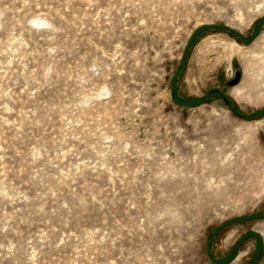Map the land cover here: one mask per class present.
<instances>
[{"label":"rangeland","instance_id":"1","mask_svg":"<svg viewBox=\"0 0 264 264\" xmlns=\"http://www.w3.org/2000/svg\"><path fill=\"white\" fill-rule=\"evenodd\" d=\"M264 0H0V264H213L212 231L264 210V115L173 103L193 32L248 38ZM186 101L264 109V23L202 33ZM264 218L212 242L228 256ZM246 239L228 264H250Z\"/></svg>","mask_w":264,"mask_h":264},{"label":"water","instance_id":"2","mask_svg":"<svg viewBox=\"0 0 264 264\" xmlns=\"http://www.w3.org/2000/svg\"><path fill=\"white\" fill-rule=\"evenodd\" d=\"M264 23V17H261L257 23H256V27L254 29V31L252 32L251 36L248 38L243 37L239 32L235 31L234 29H232L229 26L226 25H221V24H208V25H203L200 26L199 28H197L193 34L191 35V37L189 38L186 46H185V50L183 52L182 58L180 60V65L179 68L177 69V71L174 73V75L171 78L170 81V89H169V93H170V97L173 101V103H175L176 105L182 107V108H193L196 107L200 104H202L203 101L207 100L208 98L212 97V96H219L221 97L227 104L229 110L231 112H233L236 116L245 119V120H249V119H255L258 118L262 115H264V109L255 112L253 114H242L240 113L235 106L233 105V103L230 101V99L227 97V95L225 94L224 90H220V91H216L213 93H209L206 94L205 96H203L202 98H199L197 100H193V101H186L183 100L181 98L178 97L177 95V90H176V85H177V80L178 77L180 75V73L182 72V69L185 67L186 62H187V58L190 52V49L193 45V43L195 42V40L204 32L206 31H210V30H223L226 31L232 35H234L236 38H238L240 41H242L245 44H250L252 43L255 38L258 36L260 29L262 27ZM264 218V210L262 212H259L257 214H252V215H248V216H243L240 218H234L231 220H228L226 222H224L223 224L217 226L211 233L207 244H206V255L207 258L209 259L210 262H212L213 264H228L232 257L234 256L236 250L239 248V246L248 238L253 237L256 239V247H255V251L252 257V260L250 262V264H256V261L260 255L261 249H262V238L261 236L254 232V231H247L233 246L231 252L228 254V256H226L225 258L222 259H217L213 256L212 254V242L214 237L216 236V234L221 231L222 229H224L225 227L234 224V223H239V222H247V221H251V220H256V219H261Z\"/></svg>","mask_w":264,"mask_h":264}]
</instances>
